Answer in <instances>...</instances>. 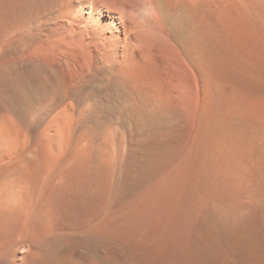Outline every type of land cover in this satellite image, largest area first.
Returning <instances> with one entry per match:
<instances>
[{
	"label": "bare ground",
	"instance_id": "bare-ground-1",
	"mask_svg": "<svg viewBox=\"0 0 264 264\" xmlns=\"http://www.w3.org/2000/svg\"><path fill=\"white\" fill-rule=\"evenodd\" d=\"M119 209L264 264V0H0V264H107Z\"/></svg>",
	"mask_w": 264,
	"mask_h": 264
},
{
	"label": "rangeland",
	"instance_id": "rangeland-1",
	"mask_svg": "<svg viewBox=\"0 0 264 264\" xmlns=\"http://www.w3.org/2000/svg\"><path fill=\"white\" fill-rule=\"evenodd\" d=\"M119 210H121L119 211L120 215H118L121 219L117 218L120 223V225H117L120 226V229L117 227V231L119 230V239L116 238L118 242L115 241V243L111 245L107 244L108 250L106 249V255L107 260L109 259L107 264H113L114 260V264H168L169 261L172 264H206L204 262L205 259L202 255H199L194 243V234L201 222V214L206 209ZM118 236L116 235V237ZM183 244L185 246L188 245L189 248H193L189 249V252L190 250L192 251L190 254L185 252V246H183ZM109 245L111 248H108ZM179 255L181 257H179ZM197 258H199V260Z\"/></svg>",
	"mask_w": 264,
	"mask_h": 264
}]
</instances>
